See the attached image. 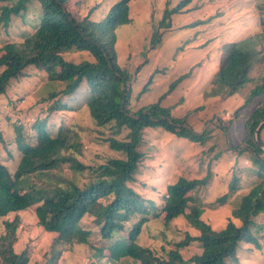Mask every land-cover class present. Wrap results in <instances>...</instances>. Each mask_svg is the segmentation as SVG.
Returning <instances> with one entry per match:
<instances>
[{
  "label": "rangeland",
  "instance_id": "374dc122",
  "mask_svg": "<svg viewBox=\"0 0 264 264\" xmlns=\"http://www.w3.org/2000/svg\"><path fill=\"white\" fill-rule=\"evenodd\" d=\"M118 1L68 0L65 8L79 20L90 14L92 19L101 20ZM40 16L41 9L34 2L26 13L14 17L7 29L0 24V53L5 45L21 44L32 35ZM130 20L128 25L115 30L114 44L119 66L133 78L128 109L135 112L160 104L170 109L173 116L185 118L196 133H206V142L193 143L163 128L144 129L138 148L143 158L128 186L148 201L150 213L132 217L122 231L116 230L109 239L102 236L101 227L90 215L79 224L82 230L90 232L88 243L68 245L59 242L57 234L39 226L36 206L17 214L21 221L14 247L18 253L27 251L29 264H45L52 259L56 264H140L130 258L113 259L110 247L126 242L132 229L144 221L136 243L164 256L165 250L175 249L187 235H199L184 217L169 224L165 222L163 207L169 185L180 177L202 179L211 171L208 185L187 195L194 197L190 207H201V219L220 231L230 220L241 225L233 212L240 206L242 197L264 181V172L260 174L259 164L252 155L231 147L238 146L244 138V119L264 103L262 97L236 117V111L264 77V0H131ZM232 42H241L245 49L252 50L255 66L251 80L235 95L224 97L220 88L213 89L211 81L218 71L221 49ZM63 56L76 64L94 61L90 53L76 50L65 51ZM189 71L191 75L165 96L169 86ZM24 73L0 96V162L12 175L22 157L15 128L21 126L26 135L23 143L33 145L37 141L33 125L46 117L45 129L49 133L55 135L63 126L73 131L79 149L68 154L87 167L78 172L64 164L57 171L62 178L85 187L96 176L90 166L96 168L109 160L126 158L125 154L111 149L107 141L125 140L128 130L116 133L113 125L98 126L92 120L86 107L90 97L86 85L67 98L61 95L65 83L53 79L47 70L28 67ZM51 93L57 98L50 101ZM59 98L63 109L48 114L49 107ZM261 139L264 142V129ZM48 178L54 180L53 175ZM235 179L238 190L225 203H220ZM43 180L31 178L29 182L42 184ZM216 180L217 184L213 185ZM15 215L0 218V236L5 232L4 221H12ZM250 230L258 246L242 243L238 264H264V213L253 218ZM181 253L188 260L201 254L202 246L196 242L181 249Z\"/></svg>",
  "mask_w": 264,
  "mask_h": 264
},
{
  "label": "trees",
  "instance_id": "16d2710c",
  "mask_svg": "<svg viewBox=\"0 0 264 264\" xmlns=\"http://www.w3.org/2000/svg\"><path fill=\"white\" fill-rule=\"evenodd\" d=\"M67 1L0 0V3L5 4L0 5V24L6 29L14 17L26 13L34 2L41 9L40 23L35 32L21 44L5 45L4 52L0 53V68H3L0 72V96L6 93L13 80L25 74L28 67L47 70L53 79L65 83L61 92L63 97H73L86 85L90 94L86 107L92 120L98 126L113 125L116 133L128 130L125 140L111 138L107 141L111 149L125 154L126 158L109 160L96 168L90 166V170L96 173L94 181L80 187L57 173L64 164H69L71 171L80 172L87 168L68 154L70 150L79 149V143L70 128L63 126L53 135L45 129L47 117L37 120L33 125L37 141L31 145L23 143L26 135L22 127L17 126L15 131L22 157L15 174L12 175L0 162V218L16 214L12 221L7 219L3 223L5 232L0 236V264H29L27 251L18 253L14 246L18 242L17 230L21 221L17 214L33 206H36L39 226L57 234L58 241L68 245L88 243L90 232L79 227L86 215L95 218L96 224L101 227L102 236L109 239L116 230L122 231L126 221L132 217L149 214L148 201L128 186L143 158L138 148L144 129L163 128L193 143L206 142V133H196L185 118L173 116L170 109L160 104L143 107L135 112L128 109L133 78L119 66L114 44L115 30L131 21V0H119L101 20L92 19L91 14L77 19L66 10ZM70 50L88 52L94 61L78 64L66 61L63 52ZM254 66L252 50L245 49L241 42L224 45L211 86L213 89L220 88L224 97L233 96L251 80ZM190 75L191 71L180 76L169 86L165 96ZM56 96L51 93L48 99L51 101ZM262 97L264 77L250 92L245 104L236 111V117ZM61 100L59 98L53 102L47 113L62 110ZM263 120L264 103L247 115L244 119L243 140L238 146H231L235 151L249 152L258 162L260 174L264 172V142L261 139L264 124L257 129ZM207 174L202 179L180 177L167 187L168 197L164 200L165 222L169 224L184 217L199 232L197 237L187 235L175 245V249L165 250L166 256H161L136 243L144 221L132 229L126 242L115 243L110 247L113 259L130 258L140 264H238V249L242 243H255L258 246L252 237L250 225L256 215L264 213V181L242 197L240 206L233 212V217L239 219L241 225L237 226L230 220L224 229L215 231L201 219V207H190L194 197L187 195L208 185L212 173L209 171ZM49 175H53L54 180H50ZM31 178H45L46 181L37 184L36 181L29 182ZM232 182L220 203H225L238 190V179ZM196 242L201 244L202 253L186 260L181 249ZM45 264L56 262L52 259Z\"/></svg>",
  "mask_w": 264,
  "mask_h": 264
},
{
  "label": "water",
  "instance_id": "95a60500",
  "mask_svg": "<svg viewBox=\"0 0 264 264\" xmlns=\"http://www.w3.org/2000/svg\"><path fill=\"white\" fill-rule=\"evenodd\" d=\"M263 124H264V120L259 124L257 131L262 127ZM255 139H256V141L258 142V137H257V135H255ZM263 148H264V146H263Z\"/></svg>",
  "mask_w": 264,
  "mask_h": 264
},
{
  "label": "crops",
  "instance_id": "0c3cea01",
  "mask_svg": "<svg viewBox=\"0 0 264 264\" xmlns=\"http://www.w3.org/2000/svg\"><path fill=\"white\" fill-rule=\"evenodd\" d=\"M232 163H233V162H230L229 164L232 165ZM214 180H215V179H214ZM212 183H213V185H214V184H217V180H216V181H213Z\"/></svg>",
  "mask_w": 264,
  "mask_h": 264
},
{
  "label": "clouds",
  "instance_id": "9594fccd",
  "mask_svg": "<svg viewBox=\"0 0 264 264\" xmlns=\"http://www.w3.org/2000/svg\"><path fill=\"white\" fill-rule=\"evenodd\" d=\"M264 149V148H263Z\"/></svg>",
  "mask_w": 264,
  "mask_h": 264
}]
</instances>
